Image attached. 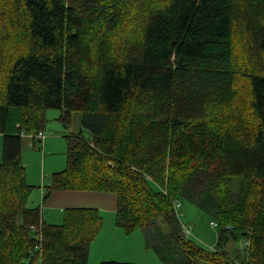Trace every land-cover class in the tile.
<instances>
[{"label":"trees","instance_id":"16d2710c","mask_svg":"<svg viewBox=\"0 0 264 264\" xmlns=\"http://www.w3.org/2000/svg\"><path fill=\"white\" fill-rule=\"evenodd\" d=\"M121 1L0 0V264H87L102 227L92 207L46 223L26 206L23 135L43 133L50 108L66 124L79 112L80 129L63 136L66 166L43 200L56 190L113 194L116 226L140 230L159 264H264V0H136L144 18L131 58L105 46L128 29ZM236 39L250 43L241 65H232ZM237 74L251 114L221 125ZM174 200L216 220L212 250L187 238ZM239 237L246 260L224 249Z\"/></svg>","mask_w":264,"mask_h":264},{"label":"rangeland","instance_id":"374dc122","mask_svg":"<svg viewBox=\"0 0 264 264\" xmlns=\"http://www.w3.org/2000/svg\"><path fill=\"white\" fill-rule=\"evenodd\" d=\"M121 2L122 14L125 18H128L126 23L128 29L126 30L125 26H123V28L119 27L115 32L111 31L106 39L105 46L114 57L117 52H121L124 57L131 58L137 53V48L132 39H135L141 30L144 16L143 13L141 14L140 6H136V0H122ZM5 6L0 5V8L2 7L3 9L2 13L7 11V6ZM103 24V21L96 19L91 26L95 29ZM5 30H8V28ZM2 38H5V36ZM238 41L237 39L233 41L235 46L233 49L234 58L232 59V65L243 64V61L247 58L244 57L243 51L248 50L250 47V43L247 41L245 47H242ZM88 44L93 45L91 40H88ZM241 70L242 68H236V72H240ZM245 77L247 76L237 74L234 85V96L232 101L221 111L223 114L220 116L219 124L231 127L238 125L240 116L245 121L249 120L251 114L247 108L249 85ZM59 115L60 112L57 109H46L45 128L42 131L44 137L42 141L37 144L26 137L23 138L20 154L21 162L25 167L26 182L32 186L26 206L28 208H38L41 218L46 223H60L63 219V210L46 207V200H43L44 196L40 195L42 194L41 188H44L46 192V188L51 184L52 175L62 171L66 166L67 144L63 137L64 134H77L80 129L79 112L75 111L71 114L68 124L62 123L59 120ZM83 135L87 137L86 132H83ZM239 180V177L234 178L231 183L235 187H238ZM180 206L178 213L175 209L173 210L179 216L183 226L190 228L187 238L207 250H212L218 240V228L212 227L210 223H216V220L189 202L182 200L180 201ZM99 213L103 220L102 227L90 242L88 264H101L108 261L121 262V260H131L126 262L134 264H159L157 256L151 250L145 249L143 235L140 230L125 234L115 224V211L107 210ZM134 245L136 248L130 247ZM246 246L247 241L239 237L236 241H229L224 249L234 257L239 255L236 256L238 259H245ZM112 253H128L130 255L127 254L125 258L111 257ZM130 256H133V258ZM31 264H40L39 258H33Z\"/></svg>","mask_w":264,"mask_h":264},{"label":"crops","instance_id":"0c3cea01","mask_svg":"<svg viewBox=\"0 0 264 264\" xmlns=\"http://www.w3.org/2000/svg\"><path fill=\"white\" fill-rule=\"evenodd\" d=\"M0 136H1V161H2V135L0 134ZM25 137L28 140H32V138L28 137L27 135H23V138H25ZM43 137H44V135H43ZM42 138H40L41 141H42ZM24 169H25V167H24ZM41 191H42V194H40V195L42 196V195H44L45 189L41 188ZM45 202H46V207L59 208V210L62 209L63 211H64V209H67V208L92 207V208L97 209L99 212H101V211L104 212L107 210L115 211V207H116V200H115L114 195H111L110 193H106V192H95V191L56 190V191H53L49 195V197L46 199ZM130 247L136 248L135 245L130 246ZM130 252H132V251H130ZM127 254L128 253H122V254L112 253L111 257L125 258V257H127L126 256ZM128 255H130V254H128ZM130 257L133 258V256H130ZM88 259H89V254H88ZM88 259H87V264H88ZM126 261H131V260H121V262L131 263V262H126Z\"/></svg>","mask_w":264,"mask_h":264},{"label":"built area","instance_id":"2783aa9c","mask_svg":"<svg viewBox=\"0 0 264 264\" xmlns=\"http://www.w3.org/2000/svg\"><path fill=\"white\" fill-rule=\"evenodd\" d=\"M28 137L32 138V137H35V138H42L43 137V133L39 132L36 136H33V135H27ZM173 209H175V211L178 213V210L180 209V201L179 200H175L173 201ZM41 223V220H39V224ZM210 225L212 227H216V223H213L211 222ZM29 228L34 232L35 234V239L40 242L42 237H41V231H40V227L39 225L36 226V225H30ZM183 232L185 235H188L190 233V228L189 227H184L183 226Z\"/></svg>","mask_w":264,"mask_h":264},{"label":"water","instance_id":"95a60500","mask_svg":"<svg viewBox=\"0 0 264 264\" xmlns=\"http://www.w3.org/2000/svg\"><path fill=\"white\" fill-rule=\"evenodd\" d=\"M29 253H27V255H28Z\"/></svg>","mask_w":264,"mask_h":264}]
</instances>
